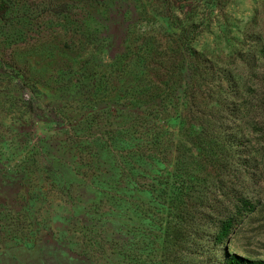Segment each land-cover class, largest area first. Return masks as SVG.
<instances>
[{
  "label": "rangeland",
  "instance_id": "1",
  "mask_svg": "<svg viewBox=\"0 0 264 264\" xmlns=\"http://www.w3.org/2000/svg\"><path fill=\"white\" fill-rule=\"evenodd\" d=\"M48 1L34 3L41 7ZM64 1L69 5L59 9ZM98 1L102 0L97 3L55 0V9L49 16L31 11L29 21L26 17L21 22L13 18L5 28L0 24V264H115L119 258L123 259L116 248L122 241L108 242L106 251L100 247V241L106 243L102 231L107 228L99 217L80 215L77 222L71 215L70 209L77 204L71 203L74 199L71 191H76L75 185L84 184L79 174L86 172L83 165L94 152L78 148V153H69L67 149L75 142L82 146L103 132L109 121L102 116L113 115L112 108L102 110L105 105L120 94L145 90L142 80L146 79V73L137 75L139 68L133 66L136 61H144L149 66L148 76L163 74L156 64L166 63L163 57L170 55L173 38L151 14L143 13L145 8L141 5L138 21L125 28L127 22L123 24L115 13L109 18L105 6ZM130 1L131 5L138 6L139 1L145 4V0ZM31 2L28 0L27 4ZM199 6L195 22L206 17L204 7ZM146 7L153 12L162 11L159 7ZM217 9L218 14H208V18L211 16L208 28L200 26L192 30L193 47L207 53L214 62L235 64L238 61L235 52L247 49L255 33L264 31V0H220ZM21 10L13 17H19ZM180 19L183 21L185 17L180 15ZM106 26L111 27L110 34ZM126 29V59L121 62L122 56H115L114 52L120 48ZM109 38L113 39L108 41ZM108 43L112 47L105 52L103 48ZM140 79V87L136 88ZM88 89L93 95H87ZM32 118L37 121L33 127L30 126ZM187 130L170 123L163 130L160 145L152 149L162 151L163 164L147 162L145 179L136 180L141 187L139 191H132L128 233L123 232L126 241L123 252L131 254L125 262L206 264L215 260L220 264L225 254L264 262V171L255 181H247L243 176L222 177L228 174V169H224L221 179L218 175H207L205 165L204 169L195 165L197 150L189 144ZM251 138L254 139L251 150L258 156L257 164H261L263 153L254 144L261 138ZM46 152L58 155L65 164L52 165L51 159L39 164L40 154L46 155ZM25 159L29 160L31 170L29 181L43 186L40 191L45 198L33 209L21 201L29 181L26 185L12 169ZM171 168L182 180L193 184L189 201L178 204L177 211L170 213L164 209L162 187L172 173ZM57 171L63 174L62 179ZM88 180L91 179L87 177L85 182ZM169 182L174 188L180 186L179 180ZM236 190L246 194L250 208L243 209L236 202L233 197ZM88 194L95 199L84 197L83 200L94 202L95 192ZM223 194L228 199L222 198ZM205 206L212 210L219 208L234 220L233 229L222 246L215 247L212 243L215 219L206 222L198 216ZM237 206L240 217L234 210ZM31 212L36 214L34 222L29 217ZM107 234L112 237L110 230ZM59 236H65V241L58 242ZM209 255L211 258L207 259Z\"/></svg>",
  "mask_w": 264,
  "mask_h": 264
},
{
  "label": "trees",
  "instance_id": "2",
  "mask_svg": "<svg viewBox=\"0 0 264 264\" xmlns=\"http://www.w3.org/2000/svg\"><path fill=\"white\" fill-rule=\"evenodd\" d=\"M27 1L0 0V24L2 23L5 28L13 18L20 22L25 21V17L28 21L31 20L28 15L31 11H38L41 15L49 16L51 10L55 9L53 6L55 0L44 2L41 7L34 3L38 0H32L30 4H27ZM93 1L97 3V0ZM98 2L105 6L109 18L115 13L122 19L123 24L127 22L125 28L138 21V14H141L138 7L141 5L145 8L143 13L151 14L156 23H159L160 27L169 32L173 38V49L170 55L168 53L167 58L163 57L166 63L156 64L158 69L163 70V74L156 77L150 74L148 76L149 66L144 61H136L133 66L139 68L137 75L141 77L142 73L143 75L146 73V79L142 80L146 85L145 90L120 94L110 102L111 104L105 105L102 110L112 108L113 115L109 113L102 116L109 121L108 125L105 124L103 132L96 139L87 140L82 146L75 142L67 149L69 153H78V148H86L94 152L88 162L83 165V168L87 169L86 172L80 175L79 170L76 171L84 184L75 185L76 191H71L72 195L74 194L71 203H77L70 209L71 215L77 222L81 219L80 215L99 217L107 228V231L101 230L106 237V243L100 241V247L106 251L109 249L108 242L114 239L118 242L122 241L123 243L116 248L118 255L123 259L119 258L115 264H127L125 258H129L131 254L123 252L126 245L123 232L128 233L127 222L130 219L132 191L133 189L139 191L141 184H137L136 180L145 179L147 162L153 161L158 166L163 164L162 151L158 149L154 152L152 149L160 145L163 130L169 127L170 123L188 129L187 140L197 150V154L195 153L197 164H194L200 165L203 169L205 165L208 170L207 175H218L219 179L227 176L236 179L243 176L247 181H255V178L263 173L264 31L255 33L256 37L247 49L235 52L234 55L238 59L233 62L235 64H226L222 60L214 62L207 53L194 49V38L190 34L193 29L200 26L208 28L211 16L220 12L217 9L220 0H145L146 5L139 1L138 6L137 3L131 5L130 0ZM68 5L69 3L64 1L59 5V9H65ZM199 5L204 7L206 17L199 18L195 22ZM146 6L159 7L162 11L153 12ZM20 8L21 15L13 17ZM121 8L123 12L120 11ZM208 14L211 15L210 18ZM180 15L185 17L183 21ZM105 30L110 34L111 27L106 26ZM123 36L120 48L114 52L115 56H122L121 62L126 59L124 48L128 38L127 29ZM111 39L113 38H109L108 41ZM111 47L108 43L103 49L109 52ZM154 70L158 73L155 67ZM118 76L122 78L121 73ZM140 82L141 79L136 88L140 87ZM91 86L94 87V82ZM91 92L92 90L88 89L86 93L90 96L93 95ZM35 123L37 121L35 122L32 118L30 126L33 127ZM105 127L109 129L106 130ZM253 136L261 138L254 143L260 148L258 152L263 153L261 164H257L258 156L251 150ZM39 157L42 159L39 161L41 165L50 159L52 165L65 164L58 155H50L49 152H46V155L41 153ZM28 161L25 159L12 166L25 183L32 179L29 175L31 170ZM224 169L229 170L228 174L221 177L220 175L225 174ZM175 171L173 168L169 170L172 173L162 187L165 192L163 205L166 207L164 209L170 213L171 210L177 211L178 204L189 201L188 193L190 185L193 184L182 180ZM57 173L62 179L63 174L60 171ZM88 173L90 176H87ZM87 177L91 179L90 182L89 180L85 182ZM173 179L179 180L180 186L177 185V188L170 186L169 181ZM190 179H193L192 176ZM30 181L29 186L24 189L21 201L24 206L33 209L40 199L45 198L42 195L44 192L40 191L43 186L33 185ZM219 183L216 181V184ZM157 185L161 186L159 183ZM91 191L95 192L96 200L84 201V197L95 199L88 194ZM233 193L236 202L240 203L243 209L250 208L245 193L239 190ZM222 196L228 199L225 194ZM94 209H97V212ZM220 210L219 208L212 210L209 206H205L198 212L200 219H206V222L215 219L213 220L215 232L212 235V243L215 247L225 244L234 226V220ZM234 210L240 217L239 207L237 206ZM179 216L182 217V214ZM29 217L34 222L35 212H31ZM39 225L40 223H37V226ZM32 226L36 227V225ZM50 229H48L49 233ZM208 229L210 230L209 226ZM108 230L111 231L112 237L108 236ZM89 234L98 238V235L91 231ZM65 238V236H59L58 242H64ZM91 239L93 242V238ZM210 258V255L207 256V259ZM206 264L216 263L215 260H209ZM220 264H264V262L247 260L235 254H225Z\"/></svg>",
  "mask_w": 264,
  "mask_h": 264
}]
</instances>
